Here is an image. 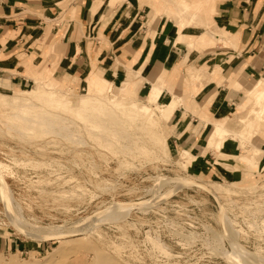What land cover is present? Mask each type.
Listing matches in <instances>:
<instances>
[{
    "label": "rangeland",
    "instance_id": "374dc122",
    "mask_svg": "<svg viewBox=\"0 0 264 264\" xmlns=\"http://www.w3.org/2000/svg\"><path fill=\"white\" fill-rule=\"evenodd\" d=\"M195 5L176 8L194 17ZM49 56L19 73L0 69V264H264V172L211 180L184 170L168 142L175 114L165 125L147 90L96 81L87 90L88 77L75 86L50 73ZM30 71L51 81L37 84ZM263 88L247 93L246 130L210 147L244 139L248 157L259 148Z\"/></svg>",
    "mask_w": 264,
    "mask_h": 264
},
{
    "label": "crops",
    "instance_id": "0c3cea01",
    "mask_svg": "<svg viewBox=\"0 0 264 264\" xmlns=\"http://www.w3.org/2000/svg\"><path fill=\"white\" fill-rule=\"evenodd\" d=\"M179 2L0 0V69L19 73L43 65L48 54L49 69L56 63L50 73L75 86L88 77L91 90L92 81L115 78L116 85L139 84L136 94L147 90L143 101L159 83L177 105L165 108L162 117L167 125L175 114L168 142L182 153L184 170L211 180H234L240 172L243 177L249 167L263 173L261 129L255 138L262 140L263 156L256 161L254 147L249 157L243 154L244 139L227 141L218 152L209 138L217 125L231 133L246 130L241 118L254 105L247 93L264 84V0H202L194 17H181L176 6L188 11L200 0ZM201 71L207 76H197ZM47 73L29 72L42 85L51 81ZM4 76L10 83V75Z\"/></svg>",
    "mask_w": 264,
    "mask_h": 264
},
{
    "label": "bare ground",
    "instance_id": "6f19581e",
    "mask_svg": "<svg viewBox=\"0 0 264 264\" xmlns=\"http://www.w3.org/2000/svg\"><path fill=\"white\" fill-rule=\"evenodd\" d=\"M202 0H200V3L201 6H202ZM204 1V0H203ZM213 1V0H212ZM196 6V5H195ZM200 6V7H201ZM139 71V69H138ZM197 76H203V77H206L204 75V73L201 71L199 72V74H197ZM203 80V78H201ZM115 79L113 80H108V81H105L103 83V85L105 86H109L111 87V89H113L114 87H116V83L114 82ZM201 80V82H202ZM205 80V79H204ZM205 82V81H204ZM260 82V81H259ZM122 84L121 87V92L122 93H125V94H136L137 92V89L139 87V84L137 83H132V82H125V83H120ZM262 86V83L260 82V85L258 86V88H260ZM257 88V89H258ZM256 89V90H257ZM147 99L155 104V106H158V108H161V109H165L167 107H172V108H175L177 107V105L175 104L174 102V96L170 94V92H168L166 89H164L163 87H161V85L159 83H153L152 85V90L150 92V94L148 95ZM176 101H179L178 99ZM181 101V100H180ZM257 102L259 104H263L264 103V88L263 89H260L257 93ZM182 103V102H181ZM178 104V102H177ZM180 104V103H179ZM177 109V108H176ZM264 112V110L262 111V113ZM244 118H242V121H243ZM249 120V119H248ZM245 121V120H244ZM247 121V119H246ZM257 130V128H256ZM231 132L228 131L227 129H225L224 127L220 126V125H217L215 127V129L213 130V132L211 133L210 135V143L212 145H215L217 148H220V142L223 140V137H226L227 135H230ZM234 134V133H233ZM237 137V136H236ZM239 139V138H238ZM226 143V142H224ZM228 143V142H227ZM245 143V142H244ZM224 145V144H223ZM254 155H253V159L256 161L258 160L261 155H262V152L260 151V149L258 147H254ZM180 183V182H179ZM194 184L193 182L191 181H187L185 182L183 185H192ZM197 184V183H196ZM199 187H202V185H199L197 184ZM1 192V191H0ZM212 193L216 194L214 191H211ZM2 194V192L0 193ZM3 195V194H2ZM43 231V230H42ZM45 231V230H44ZM46 233V232H45ZM73 237H76L78 235H71ZM64 237V236H62ZM62 237H57V238H50L48 240H53V239H62ZM236 241V240H235ZM221 244V243H220ZM223 244V243H222ZM236 245V243H234ZM222 246V245H221ZM237 246V245H236ZM218 247V246H217ZM241 248V247H240ZM239 248V249H240ZM246 253V252H245ZM235 255V254H234ZM238 257V256H237ZM248 259V258H247ZM263 263V262H262Z\"/></svg>",
    "mask_w": 264,
    "mask_h": 264
}]
</instances>
